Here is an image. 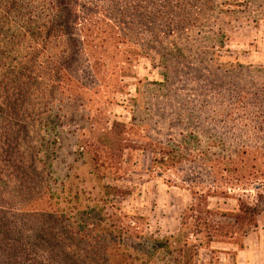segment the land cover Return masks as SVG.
<instances>
[{
	"label": "rangeland",
	"instance_id": "rangeland-1",
	"mask_svg": "<svg viewBox=\"0 0 264 264\" xmlns=\"http://www.w3.org/2000/svg\"><path fill=\"white\" fill-rule=\"evenodd\" d=\"M151 1L144 14L123 0H64L65 7L85 3L82 12H105L126 39L118 50L89 56L84 66L60 69L62 54L32 57L44 43L28 45L22 37L14 21L21 1L0 0V168L8 173L21 161L33 164L41 179L38 206L64 211L76 229L85 224L80 247L109 238L100 233L108 226L123 231L120 243L132 250L135 264L169 263L146 239L176 235L193 206L192 241L214 234L196 264H264V210L246 229L229 217L239 208L237 198L251 200L255 189L214 182L219 177L204 163L206 156L233 157L244 148L264 154L263 102L239 104L231 82L216 78L242 64L250 68L241 78L254 82L250 92L264 83V0ZM173 43L180 51L168 52L163 64L153 48ZM152 143L175 144L174 165L154 166L159 153ZM12 176L15 186L19 179ZM13 195L5 189L4 197ZM5 246L1 240L0 253Z\"/></svg>",
	"mask_w": 264,
	"mask_h": 264
},
{
	"label": "trees",
	"instance_id": "trees-1",
	"mask_svg": "<svg viewBox=\"0 0 264 264\" xmlns=\"http://www.w3.org/2000/svg\"><path fill=\"white\" fill-rule=\"evenodd\" d=\"M20 1L21 4L17 6L18 10L14 21H17L22 37L24 40L29 41L28 45L31 44L30 42L44 43V47L39 52L32 53V57L44 52H48L50 55L62 54V61L55 64L60 69L84 66V60L88 59L89 56H94L98 52L109 53L114 49L118 50L117 45L123 43L126 39L120 27L105 12L101 13L98 8L89 12H82L85 7L88 8L85 3L75 8L74 6L70 7L69 4H66L65 7L62 4L64 0ZM123 2L128 9L129 6L135 5L133 11L138 13L152 3L151 0H147L144 6L141 3L133 4L130 0H123ZM80 3L78 2V4ZM11 7L15 8L14 5ZM11 12L9 11L7 14L10 16ZM141 13L146 14L147 12ZM109 23L115 24L116 31L113 32L109 29ZM65 27L69 30L67 31ZM170 29L169 27L166 31L169 35H172L173 28ZM178 29L183 30L185 28L179 26ZM52 43L51 48L49 45ZM179 48L181 47L173 43L169 47L163 46L162 49H158L154 46L153 49H157L162 53L164 64L165 55L175 49L180 51ZM210 58H212V55ZM33 65H35L34 62ZM166 65L168 66V64ZM26 66L29 67L30 64ZM225 73L228 76L232 74V76L239 75V77L231 78L225 76ZM249 73V67L238 64L229 70L221 71L217 76L220 74L223 76L216 78L217 80L226 79L227 82H231L235 89L234 101L237 100L239 104H243L244 101L254 102L255 100L256 104L261 101L264 105V83L260 85L256 92H250L254 82L246 79L241 80L244 76L248 77ZM163 84V82L158 83L161 87ZM263 105L259 107L263 109ZM261 113V121H263L264 111ZM133 119H136L135 116ZM85 145L87 144L85 143ZM151 145L152 148L157 149L155 153H159V157L153 156L154 166L161 168L162 166L170 167L174 165V157L170 158V156L173 152H177L175 144L173 146L169 144L167 147L159 146V149L156 148V144L152 143ZM241 152L242 154H238L240 153L238 151L233 157L217 156V159L215 157V159L207 158L208 156H206L207 161L204 163L206 165L210 164L211 172L213 175L215 174V178L219 177V180L215 179L214 182L219 181L229 188L253 186L252 188L255 189L256 194L251 200L237 198L240 203L239 208L229 216L234 219L236 224L242 225L241 229H246L257 225V216L264 210V162L258 161L264 159V154L262 152L258 156V153L248 152L246 148ZM20 156L23 155L17 153L13 157ZM31 159L33 158L30 157ZM31 165L33 164L26 166L24 161H21L15 165L17 167L16 172L8 173H3L2 168H0V183L7 187L0 188V242L2 240L3 244H6L5 254L3 250L0 253V264H135L132 250L121 245L119 233L123 231L117 228L111 230L108 226L104 227L100 233L108 234L109 238L103 239L96 246L86 245V247H80V243L85 240L82 233L85 224L76 229L71 224V218L64 211H58L49 206H38V198L34 195V192L35 188L41 184V179H38L40 174L37 169ZM31 174H34V176H30ZM12 175L19 179V181L14 182L15 186L11 184ZM3 176L7 177L8 180H5ZM9 188L14 192L11 199L4 197L5 189L8 190ZM214 193H217V191ZM221 193H227V196H230L228 192L222 191ZM200 196L205 197L202 193H200ZM190 211L193 215V212L196 211L195 207L192 206L183 214L182 226L176 235L162 239H146L153 241L152 251L154 253L165 251V256L169 261L166 264H196L194 259L198 250L203 246L206 247V245L208 247L209 241L212 240L211 237L214 236L210 230L205 235L207 242H197V244L192 241L190 235L196 228L188 222V218L191 216L188 213ZM101 220L102 217L99 216V221ZM67 240L70 243L69 245ZM95 241H98L97 237ZM239 247L242 248L241 245Z\"/></svg>",
	"mask_w": 264,
	"mask_h": 264
},
{
	"label": "crops",
	"instance_id": "crops-1",
	"mask_svg": "<svg viewBox=\"0 0 264 264\" xmlns=\"http://www.w3.org/2000/svg\"><path fill=\"white\" fill-rule=\"evenodd\" d=\"M247 264H250V263H247Z\"/></svg>",
	"mask_w": 264,
	"mask_h": 264
}]
</instances>
